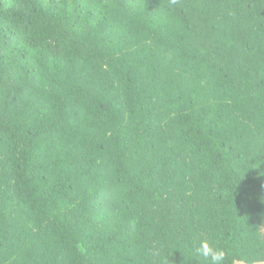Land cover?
Masks as SVG:
<instances>
[{
  "label": "trees",
  "instance_id": "16d2710c",
  "mask_svg": "<svg viewBox=\"0 0 264 264\" xmlns=\"http://www.w3.org/2000/svg\"><path fill=\"white\" fill-rule=\"evenodd\" d=\"M264 262V0H0V264Z\"/></svg>",
  "mask_w": 264,
  "mask_h": 264
},
{
  "label": "clouds",
  "instance_id": "9594fccd",
  "mask_svg": "<svg viewBox=\"0 0 264 264\" xmlns=\"http://www.w3.org/2000/svg\"><path fill=\"white\" fill-rule=\"evenodd\" d=\"M197 252L205 259L210 260V264H222L227 253L224 250H216L207 241H200Z\"/></svg>",
  "mask_w": 264,
  "mask_h": 264
},
{
  "label": "rangeland",
  "instance_id": "374dc122",
  "mask_svg": "<svg viewBox=\"0 0 264 264\" xmlns=\"http://www.w3.org/2000/svg\"><path fill=\"white\" fill-rule=\"evenodd\" d=\"M240 264H244V263H240ZM256 264H264V262L263 263H256Z\"/></svg>",
  "mask_w": 264,
  "mask_h": 264
}]
</instances>
